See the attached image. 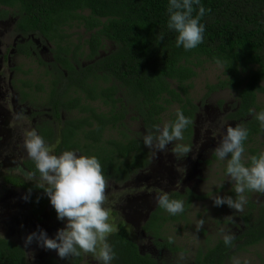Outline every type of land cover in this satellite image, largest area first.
<instances>
[{
    "label": "trees",
    "instance_id": "16d2710c",
    "mask_svg": "<svg viewBox=\"0 0 264 264\" xmlns=\"http://www.w3.org/2000/svg\"><path fill=\"white\" fill-rule=\"evenodd\" d=\"M200 4L211 10L200 20L205 26L203 42L185 50L177 47V33L167 26L169 0H0V18L10 13L16 35L48 42L53 63L67 73L65 77L57 70V77L46 81L48 90L35 80H19L23 84L18 89L22 101L32 96L21 89L33 87L31 92H47L43 113L50 120L41 121L36 128L46 146L54 147L53 154L70 150L95 156L108 183L129 182L149 165V148L143 137L155 133L154 126H162L164 118L165 123L174 122L177 110L192 124L184 130V139L176 142L190 146L197 111L190 91L198 71L212 65L221 73L216 82L206 85L207 93L229 90L235 94L237 105L226 120L248 130L245 163L250 156L259 155L253 145L264 134L255 119L256 113L264 111L258 102V95H264V0H200ZM194 8L195 16L198 6ZM71 29H82L88 37L72 42L66 33ZM25 43L17 45L18 51L31 58L35 49L29 39ZM102 51L106 53L101 55ZM80 58L87 62L85 66L79 67ZM217 59L222 67L217 66ZM45 74L49 75L47 71ZM103 106L107 109L100 111ZM173 107L175 111H171ZM38 113L25 118L31 120ZM64 113L71 118L62 119ZM127 115L140 123L143 135H130L124 125ZM108 131L117 137H103ZM21 168L35 171L32 160L22 163ZM223 172L226 174V168ZM3 179L26 193L31 189L28 201L35 216L47 204L43 189L35 184L15 175H4ZM183 192L167 195L182 200L185 211L194 195L187 189ZM247 206L249 209L240 216L243 228L232 245L218 241L204 254L199 253L195 264H222L232 249L239 252L264 244V204ZM182 215H170L156 204L143 231L156 246H163L157 242L162 230ZM117 228L108 237L115 253L111 264H161L139 251L121 223ZM0 264H25L22 249L0 238Z\"/></svg>",
    "mask_w": 264,
    "mask_h": 264
},
{
    "label": "rangeland",
    "instance_id": "374dc122",
    "mask_svg": "<svg viewBox=\"0 0 264 264\" xmlns=\"http://www.w3.org/2000/svg\"><path fill=\"white\" fill-rule=\"evenodd\" d=\"M13 22L10 13L6 18H0V238L13 242L22 249L25 264H101L92 254L84 253L79 257L70 256L62 260L55 250L42 249L35 241L28 248H24V238L28 234L39 228L45 230L49 238H54L57 230L65 226V222L57 219L47 196V204L35 216L29 201L23 199L28 193L6 184L3 179L4 175H15L22 177L27 183L35 184L26 181L22 173L17 171L22 169V163L31 160L23 148L24 136L31 130L38 133L36 125L41 121L50 120V117L43 113L47 92H31L33 87L21 89V92L32 96L31 100L22 101L18 93L21 87L19 80L29 79L32 83H43L48 90L49 83L46 81L57 77V70L65 77L67 73L53 63L49 51L52 46L39 38H31L32 46L37 49L31 58L14 53V47L21 43L12 29ZM66 33L72 42H77L79 37H88L82 29H71ZM105 53L102 51L101 55ZM39 61L43 65H40ZM78 62L79 67L87 64L82 58L78 59ZM45 71L49 75H46ZM220 73L216 66H204L193 81L190 98L197 111L193 120L191 151L187 156H177L172 152L179 143L176 141L169 144L163 152L157 153L149 149V165L144 171L139 172L127 183H108L104 207L110 212L109 222L116 228L118 223H121L128 235L138 244L139 251L161 264H195L197 255L204 254L207 248L223 240L225 234L233 235L234 238L240 234L243 228L240 216L249 209L247 203L256 208L264 204V194L250 191L244 193L247 203L242 212L230 209L227 205H213L212 199L215 196L237 198L234 184L223 172L227 159L219 160L214 155V149L220 143L227 127H236L234 121L226 120L227 114L237 105L235 94L229 90L207 93L206 85L216 82ZM258 102L264 105V95H258ZM106 109L103 106L100 111ZM175 109L173 107L171 111ZM33 112L39 113L27 121L23 115L29 116ZM73 113L75 114V111ZM129 117L127 115L124 125L130 135H143L140 123ZM63 118L69 119L71 116L64 113ZM166 121L164 118L160 127H163ZM103 137L115 138L117 134L108 131ZM47 147L53 154L54 147ZM253 147L260 153L264 152V134L254 140ZM244 159L246 161L247 158ZM185 189L189 190L194 198H191L181 218L167 223L160 240L157 241L163 246H156L143 231L144 222L156 207L155 197L157 194L184 193ZM200 219L204 220V226L197 232L196 223ZM169 237L173 238V243L168 242ZM232 251V255L222 264H233L234 259H238L240 264L245 260L249 264H264V244L247 248L245 251Z\"/></svg>",
    "mask_w": 264,
    "mask_h": 264
},
{
    "label": "clouds",
    "instance_id": "9594fccd",
    "mask_svg": "<svg viewBox=\"0 0 264 264\" xmlns=\"http://www.w3.org/2000/svg\"><path fill=\"white\" fill-rule=\"evenodd\" d=\"M194 5L198 6L195 16ZM167 11V26L177 33V47L191 50L203 42L205 26L200 20L206 11L211 10H206L200 0H169ZM216 64L223 66L219 59ZM176 117L174 122L166 123L163 127L154 126L155 133L150 132L143 137L145 147L158 153L165 151L172 142L183 140V132L192 124V120L180 110H177ZM255 119L259 121L261 131H264V111L256 113ZM247 137L248 130L245 127L229 126L214 149V155L219 160L227 159L226 174L234 184L237 197L215 196L212 199L215 207L227 205L230 209L242 212L247 203L244 195L246 191L264 194V152L250 156L246 164L244 141ZM23 148L34 162L35 171H17L22 173L26 181L35 182L37 188L43 189L57 219L65 222V226L57 230L54 238H49L47 232L39 228L28 234L24 238V248L35 241L42 249L55 250L62 260L70 256L79 257L84 253L92 254L101 264H111L115 253L108 243V237L118 229L109 222L110 212L104 207L108 182L99 160L95 156L78 155L70 150L60 155L52 154L43 137L35 130L25 133ZM190 151V146L179 143L172 149L177 156H187ZM30 194L31 189L23 199L27 201ZM155 200L170 215L175 216L184 211V202L170 199L167 194H157ZM203 226L204 220L200 219L196 223V231L199 232ZM220 231L223 233V229ZM223 240L230 247L234 236L225 234ZM168 242L173 243V238L169 237ZM233 264H240V261L234 259ZM243 264L249 262L245 260Z\"/></svg>",
    "mask_w": 264,
    "mask_h": 264
},
{
    "label": "flooded vegetation",
    "instance_id": "af4514ba",
    "mask_svg": "<svg viewBox=\"0 0 264 264\" xmlns=\"http://www.w3.org/2000/svg\"><path fill=\"white\" fill-rule=\"evenodd\" d=\"M17 37H18V40H19V42L21 43V45L23 44V45H25L26 43V40H30L31 41V38H33L32 36H30L29 38H27V39H24V38H22L20 35H17ZM32 42V41H31ZM25 43V44H24ZM48 43V42H47ZM31 46V43H30V45H29V47ZM31 48V47H30ZM32 49V48H31ZM34 49H36V48H34ZM37 50V49H36ZM50 51V50H49ZM14 53H17L18 55H24V54H22L21 52H19L18 51V48H17V45L14 47V51H13ZM34 53V52H33ZM21 85H23V84H21L20 82H19V86H21ZM24 117H27V114L26 115H23Z\"/></svg>",
    "mask_w": 264,
    "mask_h": 264
}]
</instances>
